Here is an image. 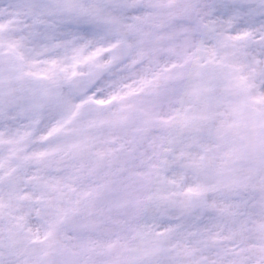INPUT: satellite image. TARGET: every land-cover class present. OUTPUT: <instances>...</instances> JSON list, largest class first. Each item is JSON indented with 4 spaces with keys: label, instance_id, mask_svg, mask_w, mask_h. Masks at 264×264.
<instances>
[{
    "label": "snow or ice",
    "instance_id": "1",
    "mask_svg": "<svg viewBox=\"0 0 264 264\" xmlns=\"http://www.w3.org/2000/svg\"><path fill=\"white\" fill-rule=\"evenodd\" d=\"M0 264H264V0H0Z\"/></svg>",
    "mask_w": 264,
    "mask_h": 264
}]
</instances>
